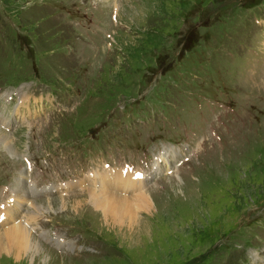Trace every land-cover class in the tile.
<instances>
[{
	"label": "rangeland",
	"instance_id": "obj_1",
	"mask_svg": "<svg viewBox=\"0 0 264 264\" xmlns=\"http://www.w3.org/2000/svg\"><path fill=\"white\" fill-rule=\"evenodd\" d=\"M0 131V203L49 202L19 264H264V0H0ZM129 162L132 240L87 181Z\"/></svg>",
	"mask_w": 264,
	"mask_h": 264
},
{
	"label": "bare ground",
	"instance_id": "obj_2",
	"mask_svg": "<svg viewBox=\"0 0 264 264\" xmlns=\"http://www.w3.org/2000/svg\"><path fill=\"white\" fill-rule=\"evenodd\" d=\"M109 3L111 4V0H107V4ZM112 8L114 7L112 6ZM23 102L24 101H21V103ZM19 110H20V106H17L16 113H19ZM5 122L6 119L5 117H3V123H4L3 125L6 124ZM0 139L2 141V144L5 143L7 149L11 150L12 144L9 142V137L1 134V131H0ZM11 151L13 153V150ZM167 160L169 161V159ZM127 175L128 176L124 177L125 175L123 173L116 172L114 174V172L112 171L104 172V173L98 172L93 175L92 177L93 179H91L90 182L92 186H99V187L103 186L102 191L99 190H90V191L88 190V191L90 192L89 194L90 200L93 203L94 208L96 210H103L105 212V216L111 215L113 217V222L118 225L117 228L119 233L122 234L123 232H125L126 233L124 235V237L126 236L125 239L132 240L135 237H137L135 236V232L137 233L139 227L141 225H144L139 223L138 220L139 216L134 212V207H133L134 200L138 201V206H137L138 210L146 208L145 211L149 212V214L151 211L148 210L149 203L144 204L146 201H148V199L150 200V198H147L149 196L147 195V193L141 192L142 191L141 189L143 188L142 185L144 184L145 180L144 179L134 180L132 178L134 174H127ZM25 177L26 175L24 176V179H26L27 181V177L26 178ZM24 179H22V181ZM113 184H117L118 186L117 191L114 190L113 187L115 185ZM27 185L28 182L27 184H24V186L19 185V187H17L16 190L12 192L10 201L2 204L1 206H3V209L0 210L1 211L0 214H3L2 220H0V225L4 226V228L0 227V253H1L0 255L5 254L8 256V259H15L16 263L18 264L23 258H27L29 254L35 255V257H38L37 256L38 254L39 255L38 258L44 257L45 254L44 251L40 250V249H44V246L38 240H35L33 236L35 234V227L32 226V223L35 224L37 222L36 218L37 216L39 217V214L35 216L34 213L28 211L23 215L22 220L19 219V216H21L19 214L21 209L23 208L24 203H28L30 208L34 212H42L41 210L46 209L45 206L46 205L48 206L49 202H45L46 205H41L40 202L32 201V197L37 195L38 192L36 189H33L32 193H29ZM75 185L83 187L82 185H84V183H75L73 185L69 184L66 186L68 188H71L74 187ZM122 185L124 186L125 189H132L133 191H135V193H131L133 191L124 190ZM67 187L64 188L67 190ZM109 188L113 189V191H111ZM133 194H136L135 195L136 197H133L132 196ZM143 204L145 205V208ZM31 214H33L34 217H31L30 216ZM9 222H11V224L8 227H5L8 225ZM123 225L124 226L126 225L127 229H124ZM139 230L140 232H142L141 229Z\"/></svg>",
	"mask_w": 264,
	"mask_h": 264
}]
</instances>
